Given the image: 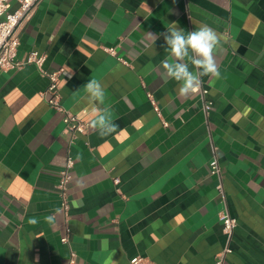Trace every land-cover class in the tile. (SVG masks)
<instances>
[{
    "label": "crops",
    "instance_id": "1",
    "mask_svg": "<svg viewBox=\"0 0 264 264\" xmlns=\"http://www.w3.org/2000/svg\"><path fill=\"white\" fill-rule=\"evenodd\" d=\"M173 22L222 36L220 78L202 77L195 95L160 74L166 45L149 33ZM18 36L16 59L44 54L43 68L61 72V105L87 129L72 139L34 64L0 71V264H68L71 251L73 264H214L226 246L223 264H264V0H40ZM90 79L105 86L111 135L90 127ZM68 154L66 220L56 183ZM223 210L236 219L230 237Z\"/></svg>",
    "mask_w": 264,
    "mask_h": 264
},
{
    "label": "clouds",
    "instance_id": "2",
    "mask_svg": "<svg viewBox=\"0 0 264 264\" xmlns=\"http://www.w3.org/2000/svg\"><path fill=\"white\" fill-rule=\"evenodd\" d=\"M161 36L166 45L167 56L160 62V74L164 80H174L178 83L177 92L180 96L197 94L201 88L202 77L220 78L215 51L221 46L222 36L214 28L201 24L194 30L185 32L173 22L166 32L158 35L149 33L154 42ZM83 88L87 103L93 106L91 110L94 118L90 121V127L101 137L111 135L119 125L113 121L110 107L98 106L105 104V86L96 79H90ZM55 212L59 213L60 209ZM43 219L51 225L56 216L46 215ZM28 222L39 223L35 217ZM102 247L107 248L108 241H102Z\"/></svg>",
    "mask_w": 264,
    "mask_h": 264
},
{
    "label": "built area",
    "instance_id": "3",
    "mask_svg": "<svg viewBox=\"0 0 264 264\" xmlns=\"http://www.w3.org/2000/svg\"><path fill=\"white\" fill-rule=\"evenodd\" d=\"M8 1L0 0V71H6L10 69H19L25 64H34L42 76L49 79V84L42 96L45 97V93H49V97L45 98L47 104L56 111L62 113V122L66 130L72 134V139L75 138L76 133L84 134L87 129V122L81 121L76 115L66 110L60 103V97L58 94L59 76L60 70L47 71L43 68L45 61V55L37 50H30L23 60L16 59V50L19 44V28L28 21L34 13L40 0H18V6L13 11H8ZM109 53H114L113 48L108 49ZM206 90L201 89V96L204 97ZM150 103L152 104L156 114L160 116L159 108L155 103V100L151 93L147 94ZM211 107V103L204 101L203 109L207 112ZM164 126L168 124L162 120ZM210 172L220 177V168L216 158L210 161ZM73 166V159L68 154L64 167L59 171V178L56 183L58 196L60 199V209L63 212L65 219L69 216V201L67 197V185L71 179L70 170ZM220 179V178H219ZM117 185L119 183L118 178L113 179ZM218 189L222 192L221 181L218 184ZM219 219L222 221L224 232L230 237L234 227L236 226V219L232 217L226 210L219 213ZM69 229H65V234L60 238L62 243H68ZM231 252L229 246L224 247L215 256L214 264H223V261L228 253ZM75 259V252H70L68 264H73ZM140 261V258H132L130 262L135 264Z\"/></svg>",
    "mask_w": 264,
    "mask_h": 264
}]
</instances>
